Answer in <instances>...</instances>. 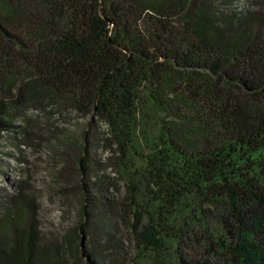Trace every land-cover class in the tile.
<instances>
[{
    "label": "trees",
    "instance_id": "obj_1",
    "mask_svg": "<svg viewBox=\"0 0 264 264\" xmlns=\"http://www.w3.org/2000/svg\"><path fill=\"white\" fill-rule=\"evenodd\" d=\"M213 1L0 0V111L42 96L109 124L134 264H211L196 245L264 264V19ZM86 255L48 247L28 218L0 241V264H101Z\"/></svg>",
    "mask_w": 264,
    "mask_h": 264
},
{
    "label": "rangeland",
    "instance_id": "obj_2",
    "mask_svg": "<svg viewBox=\"0 0 264 264\" xmlns=\"http://www.w3.org/2000/svg\"><path fill=\"white\" fill-rule=\"evenodd\" d=\"M213 3L226 14L251 11L264 19L263 1ZM151 122L141 115L139 130ZM111 138L100 116L42 96L27 98L10 118L0 111V241L8 242L11 226H24L28 218L41 241L63 250L69 260L76 255L87 260L86 252L94 249L101 264H134L132 192L115 164L117 144ZM136 148L141 151L142 145ZM80 155L89 169L82 167ZM186 250L222 264L204 245Z\"/></svg>",
    "mask_w": 264,
    "mask_h": 264
}]
</instances>
